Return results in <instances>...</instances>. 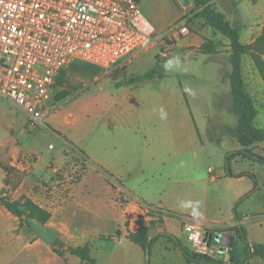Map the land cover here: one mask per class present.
Instances as JSON below:
<instances>
[{
    "label": "crops",
    "instance_id": "1",
    "mask_svg": "<svg viewBox=\"0 0 264 264\" xmlns=\"http://www.w3.org/2000/svg\"><path fill=\"white\" fill-rule=\"evenodd\" d=\"M140 1L148 6L145 17L155 34L187 19L189 33L177 38L173 33L171 51L178 53L179 64L193 68L204 66L212 86L224 87L213 93V111L195 116L189 98L194 92H188L182 85V74L170 68L163 78L143 83L130 81L135 78L133 72L138 70L123 73L121 82L110 81L115 72L151 54L155 47L147 49L110 75L96 77L101 85L87 102L90 118L99 122L96 127L91 122L89 127V167L79 173L60 172L63 180H60L59 199L32 202L50 214L44 225L58 233L57 242L65 248L90 243L89 255L97 264H146L145 251L127 238L129 233L138 230L139 217L153 231L147 240L150 243L148 264H195L185 260L176 243L178 239L188 246L182 231L186 218L214 227L216 237H223L228 229L239 224L249 246L264 245V164L235 157L230 163L233 176H226V156L241 149L229 132L238 123L224 101L230 98V88L225 89L218 75L217 57L222 49L228 53V40L202 19L192 17V0H188L187 7L177 0ZM209 2L238 30L243 46L251 45L264 34V0ZM208 42L210 54L203 52ZM136 63L143 65L141 59ZM200 75L194 70L187 71V76L194 80L202 79ZM256 80L259 89L247 94L253 99L257 113L254 127L264 132V118L258 122L259 111L264 114V83L260 77ZM85 106L82 103L84 110ZM201 130L207 136L212 133L219 138L203 140ZM223 138L229 140L230 147L205 161L203 146L211 142L219 147ZM263 151L264 143L253 147L256 154L261 155ZM60 162L56 166L60 167ZM241 173L256 177L258 186L254 191L248 177H238ZM10 215L0 204L4 237L0 241V264H81L67 252L58 256L53 247L36 235H17L16 223ZM241 247L238 243L239 253ZM218 259L226 260V252L222 251ZM247 264H264V261L252 257Z\"/></svg>",
    "mask_w": 264,
    "mask_h": 264
},
{
    "label": "built area",
    "instance_id": "2",
    "mask_svg": "<svg viewBox=\"0 0 264 264\" xmlns=\"http://www.w3.org/2000/svg\"><path fill=\"white\" fill-rule=\"evenodd\" d=\"M173 33H189L186 18L155 34L138 0H0V99L31 126H45L60 71L81 62L105 77L151 47L165 62ZM21 161L29 164L30 157ZM182 231L194 254L218 258L227 252L228 233L216 237L214 227L190 218Z\"/></svg>",
    "mask_w": 264,
    "mask_h": 264
},
{
    "label": "rangeland",
    "instance_id": "3",
    "mask_svg": "<svg viewBox=\"0 0 264 264\" xmlns=\"http://www.w3.org/2000/svg\"><path fill=\"white\" fill-rule=\"evenodd\" d=\"M138 2L141 12L145 15L144 12L148 9L146 2L140 0ZM174 36L180 37L177 33H174ZM261 42L264 44V37L261 38ZM158 51V47L153 48L151 54L138 58L143 63L141 67L136 63L138 61L136 59L133 63L115 72L114 74H117L110 81L121 82L123 73L129 70H138L133 72L135 78H141L151 71L154 76L161 74L163 78L164 72L170 68L172 71L180 72L183 76L182 85L187 88L188 92L191 90L194 92V95L190 93L189 97L194 115L201 117L199 112L213 111L215 103L213 93L223 90L224 87L212 86V82L208 81L206 76L208 71L204 66L197 65L193 68L192 65L179 64L180 58L176 51H170L168 59L165 62L158 61V63L156 57L152 58L153 54L155 56ZM227 52L222 49V54L217 57L218 75L225 89L229 86L231 72L229 50ZM256 53L264 61V47L251 49L242 57L244 90L248 94L259 89L256 79L260 76L253 61V55ZM200 63L203 64L202 61ZM191 70L201 74L202 79L194 80L191 76H187V71ZM211 74H213L212 70ZM99 75L100 73L95 68L81 62H74L60 71L55 81L51 101L46 109L48 117L45 126H31L23 112L0 99V198L5 202L19 203L18 217L9 216L16 223L17 235H35L26 223L21 222L24 221L20 218L24 215L22 205L26 200L42 203L43 199L47 201L59 199L60 180H63L60 178V172L71 170L79 173L89 167L87 166L89 127L91 122L94 127L99 122L90 118L87 102L90 95L101 85V82L96 80ZM135 78H130V81L133 82ZM136 82L143 83L145 80L141 79ZM255 100L260 99L255 98ZM224 101L226 107L236 117L231 97H226ZM82 103L86 104L85 110L81 107ZM259 113L258 122L260 123L264 114L261 111ZM201 137L203 140L219 138L217 134L214 136L212 133L207 136L202 130ZM220 142L222 144L219 147L212 145L211 142L203 146L205 161L207 158L213 159L221 154L222 150L230 147L227 138H223ZM23 155L30 157L29 164L21 161ZM260 156L264 157V151ZM59 160H61L60 167L56 166ZM17 161L19 162L16 163ZM208 164L211 165V161ZM52 170H54L53 174L45 178ZM1 229L0 227V241L3 242ZM241 259L242 257H239L237 262L240 263Z\"/></svg>",
    "mask_w": 264,
    "mask_h": 264
},
{
    "label": "trees",
    "instance_id": "4",
    "mask_svg": "<svg viewBox=\"0 0 264 264\" xmlns=\"http://www.w3.org/2000/svg\"><path fill=\"white\" fill-rule=\"evenodd\" d=\"M192 2L194 5L193 9L190 11L192 17L202 19L207 26L211 27L214 31H216L228 40L229 60L231 65V72L229 74L230 97L232 101L233 112L238 118V123L236 127L233 130H230L229 132L235 136L241 146V149L239 151H235L228 154L225 159L226 176L232 177L233 174L231 172L230 163L231 160L235 157H243L252 162L264 164V157L253 152L254 146L260 143H264V132L254 127V120L257 113L253 100L244 90L242 74L243 55H245L247 51H250L251 49L264 47V44L261 42V38L264 36L262 34L251 45L243 46L239 41L238 30L230 26V24L224 19L223 15L220 12L216 11V9L210 4L209 0H192ZM195 9H197V12H195ZM192 17L188 18V21ZM209 46L210 42H208L206 46H204V53L210 54L209 52H211L212 50H209ZM253 61L257 68L258 74L262 82L264 83V61H262L259 54L257 53L253 55ZM96 71L99 72L98 69H96ZM161 77V74L154 76L153 71H151V73L145 74L141 78L133 79V82H136L141 79L149 81ZM242 176H246L252 181V191H254L258 186V181L256 177L251 173H241L238 175V177ZM0 203L12 215L18 217L19 203L5 202L1 198ZM22 212L25 216L36 219L42 224H46L50 219V214L47 211L41 209L29 200H26L23 203ZM236 220L239 221L238 215H236ZM21 222L26 223L25 221ZM137 222L138 230L135 233H129L127 238L131 242L139 245L144 251H146V249L148 248V253L150 254V243L148 244L147 241V232L148 230H150V227L144 224V221L141 217L138 218ZM227 232L230 234V239L226 252L227 261L220 260L218 258L194 254L187 245H183L178 239L176 240V243L178 248L184 255L185 260L189 263L247 264V262L252 257H258L264 261V245L249 246L246 240L244 229L239 224L228 229ZM106 239L111 240L112 237H107ZM238 243H241L242 245L240 253L238 249ZM53 251L58 256H63V254L67 252L73 256H76L81 262L86 261V264H97L89 255L90 243H86L84 246L78 248H65L62 243L56 242L53 246ZM239 257H242L240 263L237 262V259Z\"/></svg>",
    "mask_w": 264,
    "mask_h": 264
},
{
    "label": "water",
    "instance_id": "5",
    "mask_svg": "<svg viewBox=\"0 0 264 264\" xmlns=\"http://www.w3.org/2000/svg\"><path fill=\"white\" fill-rule=\"evenodd\" d=\"M177 1L183 7H187L189 5L188 0H177ZM20 218L28 224L30 229L35 233V235L37 237L43 239L51 247H53L55 245V243L57 242V239H58V233L54 229H52L48 226H45L44 224L38 222L36 219L27 217L25 215H21ZM152 234H153L152 230H149L147 232V235L149 237H151ZM228 241H229V237H227V240L224 244L225 247L228 246ZM145 253H146L145 254V261H146V264H148V261H149L148 248L146 249ZM81 264H86V261L81 262Z\"/></svg>",
    "mask_w": 264,
    "mask_h": 264
}]
</instances>
